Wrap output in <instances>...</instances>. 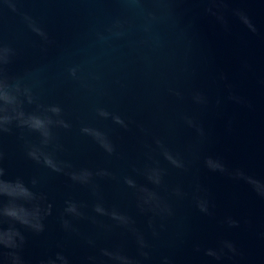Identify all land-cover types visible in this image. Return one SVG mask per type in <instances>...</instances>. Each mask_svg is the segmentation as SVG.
Wrapping results in <instances>:
<instances>
[{
	"label": "water",
	"instance_id": "obj_1",
	"mask_svg": "<svg viewBox=\"0 0 264 264\" xmlns=\"http://www.w3.org/2000/svg\"><path fill=\"white\" fill-rule=\"evenodd\" d=\"M0 264H264V0H0Z\"/></svg>",
	"mask_w": 264,
	"mask_h": 264
}]
</instances>
